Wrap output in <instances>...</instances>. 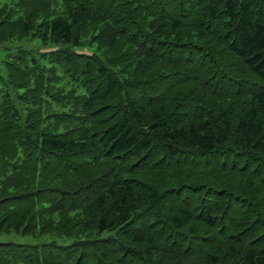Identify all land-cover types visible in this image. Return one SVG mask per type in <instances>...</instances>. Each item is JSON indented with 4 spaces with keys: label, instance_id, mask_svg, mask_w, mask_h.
I'll return each instance as SVG.
<instances>
[{
    "label": "trees",
    "instance_id": "1",
    "mask_svg": "<svg viewBox=\"0 0 264 264\" xmlns=\"http://www.w3.org/2000/svg\"><path fill=\"white\" fill-rule=\"evenodd\" d=\"M10 1L0 264H264V0Z\"/></svg>",
    "mask_w": 264,
    "mask_h": 264
},
{
    "label": "rangeland",
    "instance_id": "2",
    "mask_svg": "<svg viewBox=\"0 0 264 264\" xmlns=\"http://www.w3.org/2000/svg\"><path fill=\"white\" fill-rule=\"evenodd\" d=\"M5 3H11V1L10 0H0V6L4 5ZM19 45H21L22 47L27 48V49H38L39 48V46H37L36 44H32L29 42H23V43H20ZM86 53H90V52L87 51ZM16 240L19 241V243L33 244V245H40L42 243H47L50 241H55L59 245H69L71 242L67 238L57 237V236H53V235L41 236L39 238L19 236V238H17Z\"/></svg>",
    "mask_w": 264,
    "mask_h": 264
}]
</instances>
